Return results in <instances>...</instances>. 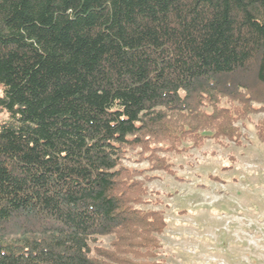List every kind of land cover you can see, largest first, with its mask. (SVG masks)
<instances>
[{
	"label": "trees",
	"instance_id": "obj_1",
	"mask_svg": "<svg viewBox=\"0 0 264 264\" xmlns=\"http://www.w3.org/2000/svg\"><path fill=\"white\" fill-rule=\"evenodd\" d=\"M263 110L264 0H0V264H162L126 154L174 176Z\"/></svg>",
	"mask_w": 264,
	"mask_h": 264
},
{
	"label": "rangeland",
	"instance_id": "obj_2",
	"mask_svg": "<svg viewBox=\"0 0 264 264\" xmlns=\"http://www.w3.org/2000/svg\"><path fill=\"white\" fill-rule=\"evenodd\" d=\"M6 118L0 113V120ZM264 110L237 126L241 142L211 139L200 147L189 143L180 153L165 152L175 175L151 171L136 152L124 166L153 177L146 182L144 210L162 211L166 228L158 236L155 260L162 264H264V142L257 126ZM215 177L216 179H213ZM112 237L91 246L107 248Z\"/></svg>",
	"mask_w": 264,
	"mask_h": 264
}]
</instances>
